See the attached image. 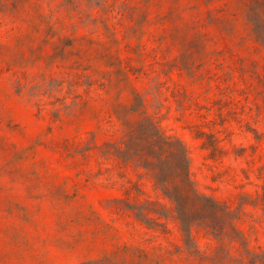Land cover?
<instances>
[{
    "label": "rangeland",
    "instance_id": "rangeland-1",
    "mask_svg": "<svg viewBox=\"0 0 264 264\" xmlns=\"http://www.w3.org/2000/svg\"><path fill=\"white\" fill-rule=\"evenodd\" d=\"M0 264H264V0H0Z\"/></svg>",
    "mask_w": 264,
    "mask_h": 264
}]
</instances>
